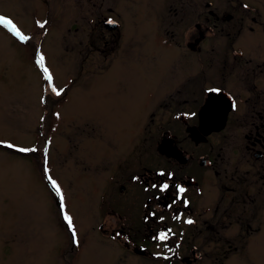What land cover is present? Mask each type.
Masks as SVG:
<instances>
[{"label":"rangeland","instance_id":"rangeland-1","mask_svg":"<svg viewBox=\"0 0 264 264\" xmlns=\"http://www.w3.org/2000/svg\"><path fill=\"white\" fill-rule=\"evenodd\" d=\"M230 1L0 0V16L28 37L0 23V264H162L94 230L103 170L116 152L140 142L143 115L160 96L147 122L159 126L158 136L178 127L176 145L211 160L203 168L209 212L230 208L231 225L220 236L196 238L193 264H264V138L255 147L260 159L244 148L256 119L240 106L221 132L197 143L170 120L174 108L197 110L211 86L242 93L240 72L264 68V0H242L246 7ZM224 11L238 14V33L220 34L237 20L222 23ZM107 19L116 26L106 29ZM196 22L208 27L205 34H187ZM257 85L255 109L264 113V83ZM186 95L190 101L177 102ZM186 248L182 255L191 258Z\"/></svg>","mask_w":264,"mask_h":264},{"label":"flooded vegetation","instance_id":"flooded-vegetation-1","mask_svg":"<svg viewBox=\"0 0 264 264\" xmlns=\"http://www.w3.org/2000/svg\"><path fill=\"white\" fill-rule=\"evenodd\" d=\"M186 3L190 6L194 4L193 0H186ZM237 3L241 7H246L242 0H238ZM209 5L210 1H205L203 7ZM229 5H234L232 0ZM208 14H211L210 10ZM212 15L214 16V13ZM203 16L204 22L207 23V15ZM220 17L222 18V23L232 22L231 19L233 17L237 19L231 25H226L224 30H220L224 31L220 34H230L232 31H237L238 33L241 22L238 20L237 13L224 11L218 18ZM239 19H242V16L239 15ZM250 20L253 22L254 18L250 17ZM202 26L197 22L193 23V27L188 29L187 34H205L208 27ZM226 29L229 30L226 31ZM248 29L251 30V27H248ZM172 34H174V31ZM186 45L190 49H194L192 48L193 42H187ZM242 65L244 64L239 66L236 64V67H241ZM222 70L225 69L223 68ZM263 72L264 68H261L260 64H253L244 73L240 72V80L245 87L242 93L238 91L233 95V93L229 94L223 87L211 86L203 90L202 102L197 107V110L184 111L174 108L175 110L173 109L174 111L170 114V120L179 122L185 137L189 140L187 128L197 127V113L203 104L206 92L211 89H217L225 93L233 103L232 108L226 113L223 128L228 123L230 114L234 113L237 108L240 109V106L244 108L245 115L248 113L247 117L256 119V121L251 122L252 129L249 134L252 135L247 134L245 136L249 143H246L244 148L252 150V156L255 159H260L262 153L255 147L260 146V142L264 138V113L260 109H255V104L262 102L260 98L262 93L256 87L258 86L257 83H264ZM191 92L189 90V93ZM251 95L253 96L250 97ZM186 97L182 101L177 99V102L190 101L189 96L186 95ZM160 101L161 96L143 115V121L139 128L140 142L132 143L126 152H116L104 168L105 177L99 181L100 190L94 230L99 238L108 240L118 247L128 248L130 252H137L139 256L147 253V256L159 259L162 264H174L177 259L179 264H193L195 262L194 247H196V238L202 236L206 243L213 240L211 236H220V232L231 225L230 221L225 222L230 217L226 210L228 211L230 208H224L223 212H218V206H216L213 212H209V204L211 202L208 199L205 200L203 195V193L208 191L205 184L209 177L203 168H210L212 165L211 160L207 156L194 155L193 151L177 146L174 138H172V135H174L172 132L179 131L178 127H175L176 131L173 130L171 132L162 130L158 136L156 129L159 126L155 128V126L147 122L146 115L153 116L157 108H159ZM153 106H155V110ZM187 117L188 119H186ZM223 128L217 132H221ZM148 134L150 135L146 136ZM162 138L169 139L171 146L187 157L184 163L181 164L157 151V145ZM201 161H206L207 163L200 165ZM211 170L216 173L215 170ZM233 178L231 177L230 181L233 182ZM164 183L169 185L166 190L162 189ZM178 188H183L184 192H179ZM241 195L248 197L250 194L245 191ZM252 197H254L253 193H251L248 201L250 204H254ZM229 200L230 204H232L233 198L229 197ZM198 207H201L202 210H198ZM206 213L209 215L208 218H204ZM201 214L203 218L201 219V227H199L198 218ZM188 220L193 221V223H188ZM256 229L258 230V227ZM162 231L169 233L166 241L157 239L158 234ZM237 236V240L241 242V228ZM183 247H187V253L192 256L191 258L187 255H182ZM152 248L154 250H151ZM175 264L178 263L176 262Z\"/></svg>","mask_w":264,"mask_h":264},{"label":"water","instance_id":"water-1","mask_svg":"<svg viewBox=\"0 0 264 264\" xmlns=\"http://www.w3.org/2000/svg\"><path fill=\"white\" fill-rule=\"evenodd\" d=\"M102 25L110 30L116 25L110 20L102 21ZM232 100L221 91H207L203 104L200 107L197 117V127H188V137L195 143L204 141L205 136L208 135L212 130H220L225 123L226 113L232 108ZM157 151L169 158L177 160L179 163H184L186 156L181 154L175 147L171 146L170 140L162 138L158 145ZM206 161H201L200 164L205 165Z\"/></svg>","mask_w":264,"mask_h":264},{"label":"snow or ice","instance_id":"snow-or-ice-1","mask_svg":"<svg viewBox=\"0 0 264 264\" xmlns=\"http://www.w3.org/2000/svg\"><path fill=\"white\" fill-rule=\"evenodd\" d=\"M0 23L9 25L11 27L12 31L15 33V35L19 36L21 40H27L28 39V37L23 35L19 31V29L9 19L0 16ZM41 27H43V25H41ZM39 63L41 65H43V56L40 57ZM45 72H47V69H45ZM48 79L49 80L51 79L50 75H49ZM54 91H55V89H54ZM210 91H218V90L217 89H211ZM56 94L59 95L60 94L59 91H57ZM9 146L11 147V145H9ZM20 151H32V149H20ZM49 179L51 180V178H49ZM51 183H52L53 187L56 189V191L59 193L60 192L59 185L54 180H51ZM154 187H155V185H154ZM168 187H169V185L167 183H164L162 185V189H164V190L168 189ZM178 191L182 193V192H184V189L178 188ZM60 198H61V201L63 202V195L62 194H61ZM64 219L68 223L69 227L73 228L72 218L70 216L65 215ZM187 222L190 224L193 223V221H191V220H188ZM168 236H169L168 232L162 231L158 234L157 239L162 240V241H166L168 239ZM73 237L75 238L74 229H73ZM74 242H76L75 239H74Z\"/></svg>","mask_w":264,"mask_h":264}]
</instances>
